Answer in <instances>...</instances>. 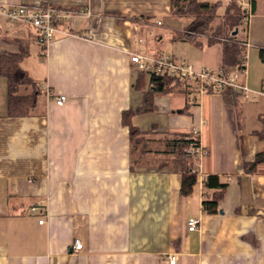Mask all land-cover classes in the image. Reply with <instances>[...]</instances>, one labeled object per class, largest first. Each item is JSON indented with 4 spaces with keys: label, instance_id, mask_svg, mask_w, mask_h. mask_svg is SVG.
Instances as JSON below:
<instances>
[{
    "label": "crops",
    "instance_id": "obj_1",
    "mask_svg": "<svg viewBox=\"0 0 264 264\" xmlns=\"http://www.w3.org/2000/svg\"><path fill=\"white\" fill-rule=\"evenodd\" d=\"M0 2L72 11L64 22L69 34L58 32L45 50L34 27L0 15V55L19 52L24 41L21 66L40 89L31 114L9 116L8 81L0 74V264H170L172 256L175 264H264V161L250 169L264 152V0L244 6L236 32L247 55L243 71L225 67L223 44H208L207 35L200 46L177 39L186 25L171 34L185 52L162 49L156 29L176 16L171 0ZM135 51L238 72L250 89L235 107L222 92L194 83L186 93L155 96L154 109L132 118L143 131L199 129L205 153L190 195L181 192L179 170L158 165L160 156L150 165L131 155L122 115L143 104ZM61 94L67 100L58 105ZM210 173L227 184L216 213L202 206ZM194 216L201 222L191 231ZM75 238L80 251L72 249Z\"/></svg>",
    "mask_w": 264,
    "mask_h": 264
},
{
    "label": "trees",
    "instance_id": "obj_2",
    "mask_svg": "<svg viewBox=\"0 0 264 264\" xmlns=\"http://www.w3.org/2000/svg\"><path fill=\"white\" fill-rule=\"evenodd\" d=\"M252 6L256 0L250 1ZM219 3L202 0H171V12L176 16L192 17L184 31L177 33L176 38L189 40L198 46L202 45V35H207V43L221 42L223 44V65L237 66L239 71L245 69V49L240 43L238 33H233L244 22L247 11L239 0H229L223 15L217 13ZM46 47L42 43V50ZM28 54V49L21 41L19 52H6L0 55V74L8 81L7 114L9 116H23L31 114L36 108L40 89L36 87L34 79L22 66L23 58ZM264 59V48L260 50ZM193 82H179L169 75L158 73L139 72L135 81V87L143 93V104L136 109L123 111L122 122L129 128L130 152L135 162L153 163L157 156L158 165L161 167L179 170L181 173V192L190 195L198 180L199 163L202 154L205 153L200 140V135L195 136L191 130L170 129L166 132H156L154 128L143 131L132 122L134 115L155 108L154 98L157 95H165L180 91L186 93ZM33 85L31 93L23 94L19 89L23 85ZM227 103L238 107L243 93L228 86L223 91ZM189 106H185L182 112L190 113ZM263 120L264 117L262 116ZM264 135V128L260 132ZM153 157L151 160L150 158ZM264 161V152L258 153L250 169ZM227 184L222 183L218 174L203 176V210L207 213H216L220 210L219 204L225 195Z\"/></svg>",
    "mask_w": 264,
    "mask_h": 264
},
{
    "label": "built area",
    "instance_id": "obj_3",
    "mask_svg": "<svg viewBox=\"0 0 264 264\" xmlns=\"http://www.w3.org/2000/svg\"><path fill=\"white\" fill-rule=\"evenodd\" d=\"M244 6H250V0H239ZM89 14V11H85ZM72 14L71 10L42 5H27V4H11L0 2V15H3L10 21L22 22L35 28L39 35V40L45 45L52 41L58 32L69 34L68 26L64 25ZM161 23V21H158ZM247 56V55H246ZM245 56V67L246 57ZM131 61L140 72L158 73L161 75H169L174 77L179 82H197L202 89H210L213 91L222 92L226 87L230 86L241 92H249L250 89L238 79V72L228 73L224 69H214L209 66L201 68L196 67L192 60L176 58L170 53H164L159 56L149 55L140 51L131 53ZM48 96L53 93L45 87ZM67 100L66 95H58L56 102L58 105H63ZM195 136L200 135L197 127L191 129ZM203 155V154H202ZM35 204L31 207L32 211L37 210ZM44 219H40L43 223ZM200 217H191L189 219V230H197L200 226ZM83 248V242L80 238H75L72 245L74 251H80ZM176 263V257L170 258V264Z\"/></svg>",
    "mask_w": 264,
    "mask_h": 264
},
{
    "label": "rangeland",
    "instance_id": "obj_4",
    "mask_svg": "<svg viewBox=\"0 0 264 264\" xmlns=\"http://www.w3.org/2000/svg\"><path fill=\"white\" fill-rule=\"evenodd\" d=\"M202 1L218 2L219 3L218 9H217L218 14H222L223 12H225L226 7H227V3L229 2V0H202ZM243 6H244V4H243ZM189 19H191V18L180 17V16H170V17L165 18L163 25H157L158 29H156V31L160 35L164 36L162 49H164L165 51L172 52L173 49L176 47L175 53H177L178 55L185 52L184 46L178 47V46H176L175 42L173 44V42L171 40V34H172V32H176V30L182 29L185 25H187L190 21ZM244 22L242 23V25H244ZM236 29H239V28L237 27ZM230 34H232V33H230ZM242 42H243V40H240V43H242Z\"/></svg>",
    "mask_w": 264,
    "mask_h": 264
},
{
    "label": "water",
    "instance_id": "obj_5",
    "mask_svg": "<svg viewBox=\"0 0 264 264\" xmlns=\"http://www.w3.org/2000/svg\"><path fill=\"white\" fill-rule=\"evenodd\" d=\"M237 32V29L234 31V34Z\"/></svg>",
    "mask_w": 264,
    "mask_h": 264
}]
</instances>
